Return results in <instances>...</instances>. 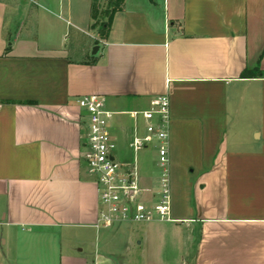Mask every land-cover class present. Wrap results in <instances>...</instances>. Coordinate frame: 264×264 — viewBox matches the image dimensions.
Returning <instances> with one entry per match:
<instances>
[{
  "label": "crops",
  "instance_id": "crops-1",
  "mask_svg": "<svg viewBox=\"0 0 264 264\" xmlns=\"http://www.w3.org/2000/svg\"><path fill=\"white\" fill-rule=\"evenodd\" d=\"M42 2L0 0V264H118L77 242L101 234L82 160L87 95L114 112L125 163L144 133L133 112L169 100L174 222L144 223L142 264H264V0H124L81 59L63 30L95 28L93 2ZM152 164L139 172L148 195Z\"/></svg>",
  "mask_w": 264,
  "mask_h": 264
},
{
  "label": "built area",
  "instance_id": "built-area-1",
  "mask_svg": "<svg viewBox=\"0 0 264 264\" xmlns=\"http://www.w3.org/2000/svg\"><path fill=\"white\" fill-rule=\"evenodd\" d=\"M77 102L86 118L82 160L98 191L96 229L111 230L123 224L154 221L174 222L168 156V98L158 97L151 102L150 110L133 112L134 118L142 117L145 125L143 134L136 127L130 142L134 152L131 163L117 158L118 145L111 134L114 112L107 108L106 99L101 95H87ZM147 150L156 151L159 171L150 195L142 188L139 174L138 153Z\"/></svg>",
  "mask_w": 264,
  "mask_h": 264
},
{
  "label": "rangeland",
  "instance_id": "rangeland-1",
  "mask_svg": "<svg viewBox=\"0 0 264 264\" xmlns=\"http://www.w3.org/2000/svg\"><path fill=\"white\" fill-rule=\"evenodd\" d=\"M49 1V0H48ZM70 1L71 8L74 13H77L78 8L82 6L83 0H66ZM94 2L95 10L94 17L91 19V24H94L93 27H82L83 29H76L75 26H67L63 31L67 33V47L71 50V56L73 59H81L83 56L82 50H87L90 56L98 55V45H95L96 39L101 38L104 35L105 27L104 25L108 23L109 17L112 11L117 6V1L115 0H88V2ZM42 2V0H40ZM44 2V1H43ZM42 2V3H43ZM90 8V7H89ZM91 11H93V5L91 3ZM63 16V13H62ZM67 16V15H66ZM74 24V23H73ZM67 25V24H65ZM130 156V154H129ZM156 156V151L151 152H139V172L146 174L148 168L151 166ZM128 158V157H126ZM122 159V158H121ZM123 160V159H122ZM128 160V159H127ZM133 160V158H132ZM156 168V171H159L156 163L152 164ZM172 181V179H171ZM148 225L144 223H134V224H123L117 226L111 230H101L100 236L95 234L92 236L80 234V238L77 242H82L83 240H88L90 243L87 248H91L94 253L97 251L100 254H109L113 253L116 256L118 264H142L143 257L146 254V245H138V241L143 240V228ZM166 227V224L163 225ZM175 227V226H173ZM165 230V229H164ZM83 237V238H82ZM134 242V243H133ZM78 249L82 248L81 245L77 247ZM178 246H168V254L172 256V260L177 259L179 255ZM145 250V252L143 251ZM170 264H175L171 261Z\"/></svg>",
  "mask_w": 264,
  "mask_h": 264
},
{
  "label": "trees",
  "instance_id": "trees-1",
  "mask_svg": "<svg viewBox=\"0 0 264 264\" xmlns=\"http://www.w3.org/2000/svg\"><path fill=\"white\" fill-rule=\"evenodd\" d=\"M115 1H117V6H116V8L112 12H115L116 10L121 9L122 8V5L124 3V0H115ZM94 10H95V4L93 2V17L95 18V16H94ZM108 26H109V21H108V23H106L104 25L105 29L108 28ZM255 75L256 76L257 75L261 76L262 75V72L259 71V70H256V71H253V72H247V75L246 76H255ZM29 104H32V103H29Z\"/></svg>",
  "mask_w": 264,
  "mask_h": 264
},
{
  "label": "water",
  "instance_id": "water-1",
  "mask_svg": "<svg viewBox=\"0 0 264 264\" xmlns=\"http://www.w3.org/2000/svg\"><path fill=\"white\" fill-rule=\"evenodd\" d=\"M95 53H96V52H95ZM95 53H94V54H95Z\"/></svg>",
  "mask_w": 264,
  "mask_h": 264
}]
</instances>
